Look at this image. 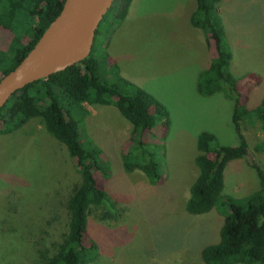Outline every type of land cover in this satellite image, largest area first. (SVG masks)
<instances>
[{"label":"rangeland","instance_id":"374dc122","mask_svg":"<svg viewBox=\"0 0 264 264\" xmlns=\"http://www.w3.org/2000/svg\"><path fill=\"white\" fill-rule=\"evenodd\" d=\"M195 2L132 0L126 19L117 18L114 3L94 36L91 49L103 81L123 93L144 89L167 108L170 124L165 132L157 114L155 128L147 133L157 142L151 147L162 172L161 181L151 184L140 170L123 169L131 124L116 106L83 103L85 112L75 114L82 140L98 144L109 167V175L97 173V179L110 204L92 208L88 216L85 243L94 241L99 250L89 264H205L202 248L218 241L222 212L185 210L198 173L196 137L209 130L222 144L237 145L239 139L232 101L221 92L197 91L211 51L204 32L189 21ZM217 5L232 52L229 69L252 107L264 96V0H219ZM10 36L0 30V48L8 46ZM105 39L111 47L105 48ZM241 132L248 153L230 161L224 172L223 192L236 197L259 187L253 162L264 170V151L254 148L264 129L244 123ZM79 180L66 146L41 118L0 134V264H42L54 254L67 231V199Z\"/></svg>","mask_w":264,"mask_h":264},{"label":"trees","instance_id":"16d2710c","mask_svg":"<svg viewBox=\"0 0 264 264\" xmlns=\"http://www.w3.org/2000/svg\"><path fill=\"white\" fill-rule=\"evenodd\" d=\"M131 1L113 0L112 5L119 6L118 19L126 16ZM195 1L189 21L204 32L211 51L208 66L198 74L197 91L204 96L221 92L232 101L231 120L239 140L237 145H228L220 143L212 131L202 130L197 134L198 153L194 161L198 173L190 185L185 210L198 215L215 208L224 215L218 241L201 250L200 257L205 264H264V170L256 162L252 163L259 187L247 195L236 197L223 192L227 164L248 153L242 125L259 123L264 129V96L252 107L242 99L239 78L229 69L232 52L219 15V0ZM63 2L0 0V30L11 34L8 46L0 48V78L28 53L58 15ZM98 70L99 62L91 49L80 62L16 90L0 108V134L21 127L31 118H41L46 130L66 146L80 176L67 199V231L54 254L42 264H89L99 254L96 242L85 243V233L92 208L110 204L97 179V173L108 176L109 167L102 158V148L88 137L81 138L75 114L85 112L83 103L116 106L131 124L129 142L121 154L123 169L140 170L151 184H158L162 179L151 147L157 142L147 138V133L155 128L157 114L161 116L165 132L168 131L167 108L140 87H134L133 92L119 91L104 82ZM254 148L264 151V139Z\"/></svg>","mask_w":264,"mask_h":264},{"label":"water","instance_id":"95a60500","mask_svg":"<svg viewBox=\"0 0 264 264\" xmlns=\"http://www.w3.org/2000/svg\"><path fill=\"white\" fill-rule=\"evenodd\" d=\"M113 0H64L23 59L0 78V108L18 89L80 62L91 51L96 30Z\"/></svg>","mask_w":264,"mask_h":264},{"label":"crops","instance_id":"0c3cea01","mask_svg":"<svg viewBox=\"0 0 264 264\" xmlns=\"http://www.w3.org/2000/svg\"><path fill=\"white\" fill-rule=\"evenodd\" d=\"M127 17H128V12H127L126 16L123 19H126ZM105 45H106L105 48L111 47L110 40L105 39Z\"/></svg>","mask_w":264,"mask_h":264}]
</instances>
